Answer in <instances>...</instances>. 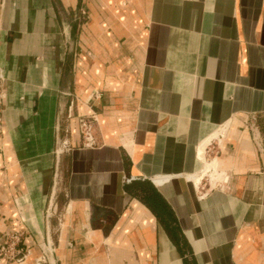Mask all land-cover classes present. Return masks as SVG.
<instances>
[{
  "label": "crops",
  "instance_id": "obj_1",
  "mask_svg": "<svg viewBox=\"0 0 264 264\" xmlns=\"http://www.w3.org/2000/svg\"><path fill=\"white\" fill-rule=\"evenodd\" d=\"M0 73V264H264V0H0Z\"/></svg>",
  "mask_w": 264,
  "mask_h": 264
},
{
  "label": "built area",
  "instance_id": "obj_2",
  "mask_svg": "<svg viewBox=\"0 0 264 264\" xmlns=\"http://www.w3.org/2000/svg\"><path fill=\"white\" fill-rule=\"evenodd\" d=\"M2 74L0 73V84H1ZM92 121L91 118L81 117L79 121L80 132L84 143H92V133H91ZM130 180V178H129ZM23 232L17 231L9 234L3 244L0 246V257L7 260H20L26 253L27 249L22 245Z\"/></svg>",
  "mask_w": 264,
  "mask_h": 264
},
{
  "label": "rangeland",
  "instance_id": "obj_3",
  "mask_svg": "<svg viewBox=\"0 0 264 264\" xmlns=\"http://www.w3.org/2000/svg\"><path fill=\"white\" fill-rule=\"evenodd\" d=\"M207 165L205 167H208V168H203L202 171L198 174V179L197 181H201V179L205 176V175H209V176H212L213 175V169H214V162L213 161H208L207 160ZM207 169V170H206ZM208 182V181H207Z\"/></svg>",
  "mask_w": 264,
  "mask_h": 264
},
{
  "label": "water",
  "instance_id": "obj_4",
  "mask_svg": "<svg viewBox=\"0 0 264 264\" xmlns=\"http://www.w3.org/2000/svg\"><path fill=\"white\" fill-rule=\"evenodd\" d=\"M47 255L49 264H53V245L50 241H47Z\"/></svg>",
  "mask_w": 264,
  "mask_h": 264
},
{
  "label": "bare ground",
  "instance_id": "obj_5",
  "mask_svg": "<svg viewBox=\"0 0 264 264\" xmlns=\"http://www.w3.org/2000/svg\"><path fill=\"white\" fill-rule=\"evenodd\" d=\"M208 166V165H207ZM209 167V166H208ZM208 167H205V168H208ZM207 170V169H206ZM196 180H198V178H196Z\"/></svg>",
  "mask_w": 264,
  "mask_h": 264
}]
</instances>
